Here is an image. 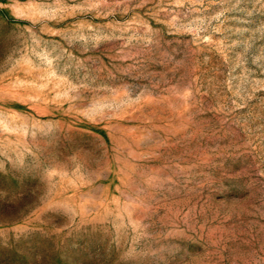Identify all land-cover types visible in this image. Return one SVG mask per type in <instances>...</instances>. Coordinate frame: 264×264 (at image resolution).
Returning <instances> with one entry per match:
<instances>
[{"label":"rangeland","instance_id":"rangeland-1","mask_svg":"<svg viewBox=\"0 0 264 264\" xmlns=\"http://www.w3.org/2000/svg\"><path fill=\"white\" fill-rule=\"evenodd\" d=\"M0 264H264V0H0Z\"/></svg>","mask_w":264,"mask_h":264}]
</instances>
